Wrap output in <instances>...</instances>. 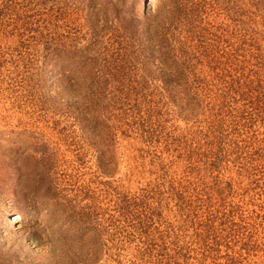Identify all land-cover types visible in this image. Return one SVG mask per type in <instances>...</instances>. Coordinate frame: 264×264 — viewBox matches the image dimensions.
<instances>
[{"label": "rangeland", "instance_id": "374dc122", "mask_svg": "<svg viewBox=\"0 0 264 264\" xmlns=\"http://www.w3.org/2000/svg\"><path fill=\"white\" fill-rule=\"evenodd\" d=\"M234 82L264 97V0H0V264H264Z\"/></svg>", "mask_w": 264, "mask_h": 264}, {"label": "trees", "instance_id": "16d2710c", "mask_svg": "<svg viewBox=\"0 0 264 264\" xmlns=\"http://www.w3.org/2000/svg\"><path fill=\"white\" fill-rule=\"evenodd\" d=\"M181 67V66H180ZM177 67L176 70L174 72H172V74H170V76L168 77V79L166 80V83L169 84L171 82H176L177 86H180V84H182L183 80V86L185 85V79H186V75H185V71L183 70V67ZM236 82H234L231 85V90L236 92L237 95H243V98H248L252 101V104L258 106V109L260 110V112H262V114L264 115V97L262 96L261 92H260V87H258L261 83L260 82H250V83H245L246 84V89L245 86H243L244 90H240V86L236 87L235 86ZM240 85V84H239ZM187 95V94H186ZM219 135L216 136H211V148H210V152L212 154V158L210 160V165L211 167H218V163L220 161L221 158V153H222V138ZM216 167L214 169H216ZM213 169V170H214ZM178 201L182 204V202H184L183 198L181 196L178 197Z\"/></svg>", "mask_w": 264, "mask_h": 264}]
</instances>
